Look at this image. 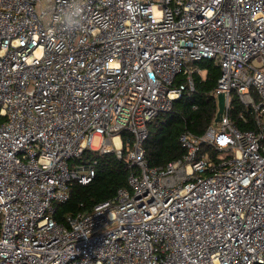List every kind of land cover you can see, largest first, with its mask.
<instances>
[{"label":"built area","instance_id":"1","mask_svg":"<svg viewBox=\"0 0 264 264\" xmlns=\"http://www.w3.org/2000/svg\"><path fill=\"white\" fill-rule=\"evenodd\" d=\"M204 60L221 119L148 166L149 124ZM84 152L124 157L127 187L58 223ZM0 264H264V0H0Z\"/></svg>","mask_w":264,"mask_h":264},{"label":"trees","instance_id":"2","mask_svg":"<svg viewBox=\"0 0 264 264\" xmlns=\"http://www.w3.org/2000/svg\"><path fill=\"white\" fill-rule=\"evenodd\" d=\"M195 66L204 73V77L195 72L192 76L193 90L186 89L169 113L157 116L149 124L144 150L145 161L150 167H163L181 158L184 152L178 142L180 135L189 132L200 136L215 119L217 101L212 91L220 76V69L210 60L200 61ZM182 82H185L182 77L176 79V84ZM231 106L230 119L237 129L246 131L255 128L250 109L244 107L237 95H233ZM240 114L244 119L240 118ZM121 137L126 152L132 143V136L123 133ZM203 150L208 151V148ZM209 156L215 158L213 152ZM93 160H96V164L91 181L86 184L73 182L69 187L68 200L57 205L54 218L58 223H63L68 215L91 212L97 204L113 199L118 189L127 187L128 162L124 157L117 159L114 153L84 152L80 159L70 161V165Z\"/></svg>","mask_w":264,"mask_h":264},{"label":"water","instance_id":"3","mask_svg":"<svg viewBox=\"0 0 264 264\" xmlns=\"http://www.w3.org/2000/svg\"><path fill=\"white\" fill-rule=\"evenodd\" d=\"M216 101H217V113H216V116L214 119L215 123L219 122V120L221 119V116L224 112V106H225L224 96L222 94L218 95L216 98Z\"/></svg>","mask_w":264,"mask_h":264},{"label":"rangeland","instance_id":"4","mask_svg":"<svg viewBox=\"0 0 264 264\" xmlns=\"http://www.w3.org/2000/svg\"><path fill=\"white\" fill-rule=\"evenodd\" d=\"M257 65H258L257 63L253 64V66H257ZM201 75H202V77H204V73L203 72H201ZM100 144H101L100 138L99 137H94L93 138V142H92V146L95 147V148H99Z\"/></svg>","mask_w":264,"mask_h":264},{"label":"bare ground","instance_id":"5","mask_svg":"<svg viewBox=\"0 0 264 264\" xmlns=\"http://www.w3.org/2000/svg\"><path fill=\"white\" fill-rule=\"evenodd\" d=\"M114 141L116 142V144H119L117 139H115ZM107 148H109V146H106V149Z\"/></svg>","mask_w":264,"mask_h":264}]
</instances>
